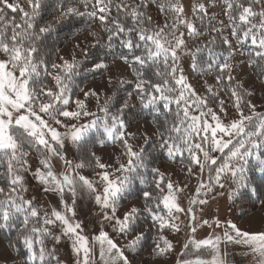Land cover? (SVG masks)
Returning <instances> with one entry per match:
<instances>
[{"label": "snow or ice", "instance_id": "6c2138e0", "mask_svg": "<svg viewBox=\"0 0 264 264\" xmlns=\"http://www.w3.org/2000/svg\"><path fill=\"white\" fill-rule=\"evenodd\" d=\"M153 5L164 16L162 24L147 11ZM223 6L227 23L209 17L201 2L189 19L182 0H0V235L17 253V264H61L56 250L65 240L74 264H132L126 251H143L153 228L157 236L149 256L162 259L174 250L164 233L181 231V213L190 234L176 264H228L222 250L228 244L246 249L251 264H264V230L196 218L195 207L202 216L209 197L225 196L226 185L229 201L257 193L259 187L249 184L250 165L264 179V111L257 110L254 89L237 78L233 64L253 67L264 83V0H223ZM76 18L86 20L78 32L91 39L67 55L57 48L59 62L53 61L46 41ZM93 24L99 31L89 30ZM93 48L89 67L85 61ZM101 52L105 62H99ZM109 57L129 71L101 99L99 88L80 87L76 77L82 70L107 72ZM185 61L198 77L212 78L213 83L198 81L203 95L190 82ZM107 83L113 84L111 76ZM125 86L129 90L120 97ZM93 101L97 111L89 107ZM144 113L151 117L152 134L139 127ZM138 134L145 145L155 138L167 161L182 165L189 178L196 169L201 175L207 170L208 182L197 184L186 208L178 202L183 188L171 175L157 166L149 173L147 149L134 147ZM69 144L77 149L73 159ZM96 145L122 150L115 165L96 154ZM54 162H63L61 172ZM28 175L58 198L55 205L43 207L28 195ZM137 182L144 186L139 202L120 205ZM80 197L97 206L113 233L130 238L125 246L103 228L91 237L84 234L86 225L76 220ZM205 226L213 231L197 238Z\"/></svg>", "mask_w": 264, "mask_h": 264}, {"label": "rangeland", "instance_id": "374dc122", "mask_svg": "<svg viewBox=\"0 0 264 264\" xmlns=\"http://www.w3.org/2000/svg\"><path fill=\"white\" fill-rule=\"evenodd\" d=\"M21 3V0H19ZM22 4V3H21ZM184 8L187 13V17L189 18V11L191 9V4L189 3V0H184ZM91 30H96L99 31L98 25H93L91 27ZM88 38V39H86ZM91 38L88 37V32H83L82 34H78L75 36V38L68 43L67 46H65L61 50V55H67L71 53L74 50V45L77 43H87L88 40ZM92 50V49H90ZM89 50V51H90ZM96 52V50L94 49ZM92 52V51H91ZM79 55V53H77ZM105 62V60H103ZM109 64V70L107 72H102L99 70L98 76L94 75L93 76V81L89 82L85 88H99V91L101 94H111V88H115V80L118 76H120L121 73H124L125 75L128 74L127 68L123 66L121 63L116 62L113 64L111 61H108ZM186 67V66H185ZM109 76L112 77L113 79V84L109 85L107 83ZM130 79V77L128 76ZM238 78H240L242 81L246 82L245 87H250L254 89L255 95L252 98L253 102L257 106L258 111H264V84L258 83L255 81L251 73L249 72L248 68L246 65L243 64L239 66V71H238ZM78 98H83L82 93L77 95ZM89 107L92 109V111L95 110V105L94 101L89 103ZM229 118L231 116L229 115ZM138 126L136 124L133 125ZM139 127L141 128V132H143L145 129H147L149 134L153 133V128L149 122L146 121H139ZM134 130V129H133ZM143 135L138 134V140L135 143L134 147L135 149L137 146H140L143 144ZM70 146L69 144L67 146V151H68V157L70 158ZM117 150L112 148V149H103L97 152V155L102 157L103 161L109 164H113V158L116 155ZM202 158V157H201ZM33 162V160H32ZM57 165H59V169L57 168ZM55 166V171L57 173L61 172L63 170V162H54ZM166 171L169 173V175L172 176V179L176 181L182 188L183 191L178 195V202L181 207L186 208L188 206V201L195 195V189L197 184L200 181H203L204 183L208 182V172L205 170V172L201 175L199 173V169L195 170V173L192 177H188L186 171L179 169L180 171H177V169L171 167V166H166ZM31 186L34 191V195L36 194V186L40 188V192H42V199L46 194L50 193H45L42 190V187L38 185L34 180L31 181ZM219 191V189L217 190ZM225 196H216L215 199H212L209 197L208 199V204L203 206V215L201 216V211L200 207L196 206L195 211L197 213V221H201L202 219L207 220V219H219L221 221H227L231 220L232 222L236 223L238 227H240L242 230H246L249 232H259L261 230H264V208L258 207L249 215L244 216V217H238V215L234 212V210L230 209L228 206V201L227 200V186H225ZM53 197H56L54 194L50 196L49 201L44 202L42 201L43 206L46 208H49L51 205H55L53 201ZM57 198V197H56ZM58 199V198H57ZM89 199V198H87ZM85 204H83L81 201ZM136 202V201H135ZM39 204V203H38ZM89 204L91 205V200H89ZM87 202L85 199L78 198L77 204H76V220L83 221L84 224L86 225L83 229L84 234L88 235L91 237L93 234H97L99 230L103 228V230L109 232V234L112 236V228L110 225H105L104 222L99 219L100 213L97 207H94L91 212L90 210L86 209ZM42 206V205H41ZM256 208V207H255ZM121 212L123 211V208L120 210ZM180 215V220L177 221V223L180 224L181 226V231L179 233L172 231L169 235L166 237L173 243L174 250L173 252L168 255L167 258L165 259H149L146 261L147 256H149L150 251H146L141 255L140 257H137L136 259L131 260L132 264H176V261L180 259V253L183 252V243L185 242V237L186 235L190 234V229L186 228V225L188 223L187 217L184 216V214H179ZM96 216L99 219V227L96 228H90L89 226L87 227L88 219L90 217ZM213 229H210L208 227H203L198 230L197 232V238H204L207 236L208 233L212 232ZM217 234H221L220 229L215 230ZM113 239L121 246H125L123 244L124 241L119 238V235L116 234ZM122 242V243H121ZM67 247L69 251V257L68 260L69 264H74V255L71 252L70 244L67 242ZM222 250L227 253L226 259L228 260V264H251V258L248 256L243 255V253L246 251L243 247L239 245H234V244H228L226 247L222 246ZM210 258V257H208ZM18 261L17 258H14L11 253L9 252L8 248H6L5 244L0 240V264L6 263L7 261ZM66 262V261H65Z\"/></svg>", "mask_w": 264, "mask_h": 264}, {"label": "trees", "instance_id": "16d2710c", "mask_svg": "<svg viewBox=\"0 0 264 264\" xmlns=\"http://www.w3.org/2000/svg\"><path fill=\"white\" fill-rule=\"evenodd\" d=\"M127 2L129 4L133 3V0H127ZM137 2H139V0H137ZM198 2L201 3H206L209 11H208V16L209 17H217L218 19H222L225 21V23H227V17L226 15H224V6H223V0H189V3L191 4V9L189 11V19L192 18V7L197 4ZM21 3L23 4V0H21ZM182 3H184V0H182ZM149 15L152 17L153 22L156 24H162L164 22V16L161 15L158 12V9L156 8L155 5H153L151 8L147 9ZM207 23V19L205 21ZM86 20H81V18H76L71 25H65L61 28H58L56 32H54L51 37L46 41V44L49 46V57L50 59H52L55 62H59V60L57 59V53H56V49L59 48V55H61V50L68 45L69 42H71L75 36H77L78 34H82L85 31H80L82 28H86L87 24ZM198 23V22H197ZM213 24H216L217 21L214 20L212 21ZM96 25V24H93ZM92 25V26H93ZM227 34V32L225 33ZM95 48H93L92 50H90L89 52L91 53L90 55H88L85 64L89 67H91L92 65V60L94 58V54L96 53L94 51ZM96 50V49H95ZM92 51V52H91ZM117 51L120 52H127L126 49H117ZM238 59H243V57H239ZM103 60H105L104 58V54L103 52H101L99 54V62H103ZM112 62V58L109 57V60ZM119 63L122 64V62L117 61ZM233 64L235 65V75L238 78V71H239V66L240 64H237L235 61L233 62ZM247 66L249 72L251 73V75L253 76V78L255 79L256 82L258 83H262V81L257 77L256 75V71L253 67H249L246 63L244 64ZM185 71L186 74L189 76V80L191 83L194 84L198 94L203 95V89L201 87V83H199L198 81H203L204 79H207L209 83H213L212 78L209 77H198L196 72L191 71L188 68V64L187 61H185ZM126 67V66H125ZM127 71H129L127 69ZM99 74V70H95V71H81L80 75L76 77V84H78L80 87H84L91 81H93V76L96 75L98 76ZM131 79V76H129ZM240 79V78H238ZM241 80V79H240ZM264 84V83H262ZM116 87V86H115ZM114 88H111V91ZM129 89L127 88V86H125V88H122L119 90L118 95L120 97H125L127 94V91ZM74 91H76V96L79 93L78 89H74ZM104 94H101V99H103ZM224 99L227 100V97H223ZM228 110H229V115L233 116L234 113L231 112V105L228 104L227 105ZM174 108V105H173ZM215 110V109H214ZM94 111H97V109L95 108ZM138 111V110H137ZM219 114V113H218ZM102 115V114H101ZM145 119L144 120H140V121H146L149 122L153 128V133L155 131L154 126L151 123V117L148 116L147 113H144ZM131 118V117H129ZM143 146L145 147L147 150L145 152V159L146 162L149 165V173H150V169L152 167H160L161 170L165 171L166 174V166H171L175 169H177V171L184 170L183 166L180 165L179 163H173L170 161H167L165 155L162 153V151L158 148L157 146V142L155 140V138H152L149 140V143L147 145H145L144 143L140 146H137L136 150H139V148ZM113 147L109 146L107 149H112ZM100 150H103L99 147V145H96V148L94 149V151L99 152ZM105 150V149H104ZM117 153L113 158V164L115 165V160L116 157L120 154H122V150H119L117 147ZM70 158L73 159L74 155H78L77 153V149L75 145H71L70 146ZM122 159L124 160V162L126 163L127 158L126 157H122ZM36 162V158L33 157V165H35ZM250 170L248 172V177H249V184L253 185V186H258L259 187V191L255 194H251L249 193L248 195H242V196H238L237 198H235L234 201H228V206L230 209L234 210V212L238 215V217H244L249 215V213H251L252 211H254L255 209H257L260 206V201L264 200V179L261 178L260 173L256 172L253 168L252 165L249 166ZM185 171V170H184ZM0 172H2V170H0ZM83 174L88 176L89 178H94V173L92 172L91 169H85L83 170ZM208 176V175H207ZM27 179V187H28V195L29 196H34V191L32 189L31 186V181L33 180L31 175H28L26 177ZM149 179H151V176H149ZM227 186V185H226ZM144 190V186L140 185L138 182L133 184L128 191L124 194L123 198L118 202L120 205L123 206H127L129 202H139V198L142 196V192ZM70 202V200H69ZM43 206V205H42ZM44 207V206H43ZM97 207V206H95ZM161 207H163L161 205ZM256 207V208H255ZM122 209V208H121ZM144 218L141 217V220H143ZM171 232H165L164 235L167 236L169 235ZM116 234L118 233H112V237H114ZM119 235V234H118ZM157 236V231L155 228L152 229L151 232L147 233V246L144 248L143 251H126V255L129 257L130 260L136 259L137 257H140L141 255H143L144 252L146 251H151L152 248V241L156 238ZM119 238H121L123 242V244L125 245L126 243V239H130V238H125L119 235ZM0 240L5 244L6 248H8L9 252L11 253V255L14 258H17L19 260V257L17 255L16 252L12 251L9 246H8V238L5 237L4 235H0ZM67 240L62 241V243L57 247V255L59 256V259L61 261V264H69V261H71L70 259L68 260V255H69V251H68V247H67ZM122 243V242H121ZM168 256L162 258L165 259ZM70 258V257H69ZM149 259H154V260H158L161 258H154L151 256H147L146 261H148ZM66 261V262H65ZM18 261H7L6 263L3 264H17Z\"/></svg>", "mask_w": 264, "mask_h": 264}, {"label": "built area", "instance_id": "2783aa9c", "mask_svg": "<svg viewBox=\"0 0 264 264\" xmlns=\"http://www.w3.org/2000/svg\"><path fill=\"white\" fill-rule=\"evenodd\" d=\"M36 188V197H37V202L41 203L42 202V196H41V192H40V188L38 186L35 187ZM93 228V227H99V222L96 218H92L89 220V222L87 223V227Z\"/></svg>", "mask_w": 264, "mask_h": 264}, {"label": "crops", "instance_id": "0c3cea01", "mask_svg": "<svg viewBox=\"0 0 264 264\" xmlns=\"http://www.w3.org/2000/svg\"><path fill=\"white\" fill-rule=\"evenodd\" d=\"M57 168L59 169V165H57ZM50 196H52V193H50V194H46L45 196H44V202H48L49 201V198H50ZM80 198H82V197H80ZM84 199H85V201L87 202V205H86V209L87 210H90V212H91V210L96 206L92 201H91V205L89 204V200L90 199H87L88 197H83ZM53 201H54V203L56 204L57 203V198L56 197H53ZM81 201V200H80ZM82 202V201H81ZM83 203V202H82ZM84 204V203H83ZM85 205V204H84Z\"/></svg>", "mask_w": 264, "mask_h": 264}]
</instances>
